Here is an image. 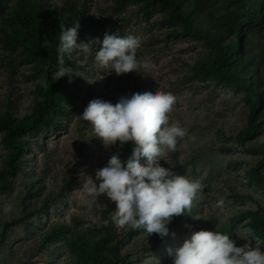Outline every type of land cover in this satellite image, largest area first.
I'll return each instance as SVG.
<instances>
[{"label": "rangeland", "instance_id": "1", "mask_svg": "<svg viewBox=\"0 0 264 264\" xmlns=\"http://www.w3.org/2000/svg\"><path fill=\"white\" fill-rule=\"evenodd\" d=\"M89 2L98 20L95 38H103L110 21L122 25L126 35L141 39L137 58L151 66L148 71L141 68L139 73L133 71L120 76L99 67L95 75L110 82L111 89L119 94L130 93V87L138 80L144 90L159 88L175 97L169 119L180 123L185 136L178 138L175 151L165 148L163 157L177 170L175 174L198 179L202 184L194 198L200 210L192 217L214 216L220 227L235 226L232 239L236 246L250 243L253 248L258 246L264 251V238L257 232V229L264 231V190L248 182L247 177L248 169L256 165L258 156L244 148L237 137L247 125L249 103L245 93L194 75V64L203 56L204 45L195 39L178 37L162 12L156 11L146 21L137 7L130 6L120 16L113 9V0ZM9 59L11 56L0 43V112L12 100L18 113L25 114L33 108L35 83L27 78L29 67L19 66L12 74ZM104 99L107 101V96ZM113 100L116 103L115 97ZM82 102L74 104L76 116L70 122L40 135L37 138L40 144L30 140L29 155L36 161L27 167L29 173L12 177L13 186L9 191L0 190V264H70L74 261L70 252L57 255L54 263L49 261L47 253L34 256L44 230L42 224L48 221L45 214L30 213L36 199L40 202L44 199V196L27 194L29 176L36 171L39 175L35 176L42 179L40 183H45L48 189L58 191L71 177L78 182L66 193L58 209H51L50 222L60 219L71 223L73 217L82 218L85 227L109 222L103 218L102 211L114 202L106 195L93 200L87 195V188L91 186V178L95 180L96 170L106 166L111 155L119 154V143L105 147L95 137L90 123L80 118V109L87 106ZM6 155L0 135V169ZM219 201L223 203L218 204ZM8 205L13 210L5 213L3 209ZM116 228L124 238L120 247L130 254L129 264H172L167 249L182 244L192 233L170 232L162 238V247L152 251L145 246L152 247L157 242V234L147 237L143 229L132 232L129 226Z\"/></svg>", "mask_w": 264, "mask_h": 264}, {"label": "trees", "instance_id": "2", "mask_svg": "<svg viewBox=\"0 0 264 264\" xmlns=\"http://www.w3.org/2000/svg\"><path fill=\"white\" fill-rule=\"evenodd\" d=\"M130 6L137 7L146 21L156 11L162 12L178 37L195 39L204 45L203 56L194 64V75L245 93L249 103L247 125L237 137L244 148L258 156L256 165L247 171L248 182L264 190V0H113V9L120 16ZM78 20V42L95 38L98 20L89 0H0V43L11 56V73L19 66L29 67L27 78L35 83L30 112L18 113L12 100L0 112V135L7 149L0 169V190L9 191L13 186L12 177L29 173L27 167L36 161L29 155L30 140L40 144L37 140L40 135L70 122L76 116V102L88 104L92 99L105 100L107 96L106 100L115 104L113 97L117 102L121 96L144 90L138 80L130 87V93L119 94L112 90L110 82L95 75L99 66L94 62V53L75 52L71 58L66 55L64 66L78 76L73 75L71 83L67 76L56 81L60 26L71 27ZM106 31H118L127 36L124 26L111 21L103 33ZM83 111L80 109L81 115ZM118 149L121 159H126L132 142L119 143ZM173 158L177 159L174 155ZM162 159L160 164L176 173L177 170L164 157ZM35 174L29 176L27 194L44 196V199L41 202L36 199L30 213L45 214L48 221L41 223L44 230L34 256L47 253L49 261L54 263L57 255L70 252L74 256L70 264H129L130 254L120 247L124 240L122 233L110 218L115 203L102 211L103 218L109 221L107 224L85 227L80 217H73L71 223L60 219L50 222L51 209L57 210L66 193L78 182L71 177L67 185L57 191L40 183L42 179ZM199 210L194 199L190 212L173 217L170 232L185 234L202 229L217 231L218 228L232 239L235 226L220 227L214 216L192 217ZM138 231L132 229V232ZM257 232L264 238V231L257 229ZM157 237L152 247L145 248L153 251L162 247V238Z\"/></svg>", "mask_w": 264, "mask_h": 264}, {"label": "clouds", "instance_id": "3", "mask_svg": "<svg viewBox=\"0 0 264 264\" xmlns=\"http://www.w3.org/2000/svg\"><path fill=\"white\" fill-rule=\"evenodd\" d=\"M79 28V20L71 27L60 26L56 81L67 76L71 83L72 76H78L64 66L65 56L71 58L75 52L94 53V62L117 76L150 69L147 61L137 58L142 45L139 37L106 31L102 39L78 42ZM174 102L170 92L146 89L121 96L115 104L92 99L80 116L90 123L95 137L105 147L132 142L126 159L113 154L106 166L96 170L95 180L90 177L87 195L93 200L106 195L116 205L112 213L115 225L143 229L147 237L169 236L173 217L190 212L196 194L202 189L199 180L175 174L172 168L160 164L164 149L175 151L178 138L185 136L180 123L169 119ZM3 210L9 213L13 209L8 205ZM171 235L174 237L175 233ZM230 237L218 228L202 229L192 232L182 244L168 248L167 252L172 264H264V251L260 247L253 248L250 243L236 246Z\"/></svg>", "mask_w": 264, "mask_h": 264}]
</instances>
